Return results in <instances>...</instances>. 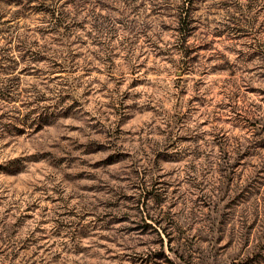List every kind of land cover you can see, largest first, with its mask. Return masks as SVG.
<instances>
[{
    "label": "rangeland",
    "instance_id": "374dc122",
    "mask_svg": "<svg viewBox=\"0 0 264 264\" xmlns=\"http://www.w3.org/2000/svg\"><path fill=\"white\" fill-rule=\"evenodd\" d=\"M30 1L0 0V264H264V0Z\"/></svg>",
    "mask_w": 264,
    "mask_h": 264
},
{
    "label": "trees",
    "instance_id": "16d2710c",
    "mask_svg": "<svg viewBox=\"0 0 264 264\" xmlns=\"http://www.w3.org/2000/svg\"><path fill=\"white\" fill-rule=\"evenodd\" d=\"M43 2H50L51 0H42ZM54 1V0H53ZM184 2H186V1H188V0H183ZM30 2H37V0L35 1V0H32V1H30ZM189 2H190V0H189ZM55 11H57V10H54V12ZM179 23L182 25V28H180V29H182V31L180 30V32H182L184 35H186L187 34V32H190L189 31V27H190V24H191V21H192V18L190 17V16H188V13L186 14V16H182V15H180V17H179ZM20 45V47H18V50H20V52H23V50H25L24 48H22V45L21 44H19ZM2 51H3V53L5 52V51H7V49H2V48H0ZM4 59V58H3ZM5 60V59H4Z\"/></svg>",
    "mask_w": 264,
    "mask_h": 264
}]
</instances>
